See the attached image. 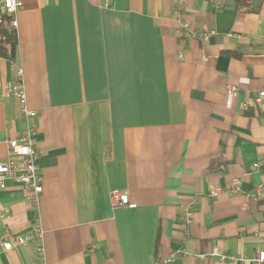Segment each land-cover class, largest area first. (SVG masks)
<instances>
[{
	"label": "crops",
	"instance_id": "1",
	"mask_svg": "<svg viewBox=\"0 0 264 264\" xmlns=\"http://www.w3.org/2000/svg\"><path fill=\"white\" fill-rule=\"evenodd\" d=\"M22 1L17 55L0 57V159L24 128L5 92L21 67L48 264H158L179 248L171 264H253L209 253L264 249V0ZM114 188L131 205L115 208ZM0 204V231L33 225L17 183ZM34 253L0 249V264Z\"/></svg>",
	"mask_w": 264,
	"mask_h": 264
},
{
	"label": "built area",
	"instance_id": "2",
	"mask_svg": "<svg viewBox=\"0 0 264 264\" xmlns=\"http://www.w3.org/2000/svg\"><path fill=\"white\" fill-rule=\"evenodd\" d=\"M22 6V0H0V10L9 16V20L0 18V22L16 30L18 27L16 12ZM183 26L188 27V24L184 23ZM203 37L205 40H209L211 34H205ZM228 91L235 95L237 88L234 85H229ZM5 92L14 95L18 100L24 128L18 137L7 141L8 153L4 158L0 159V189L8 188L9 182L20 185L26 191L28 201L36 211V217L33 225L25 233L14 232L9 228L0 231V249L9 251L17 246L33 244L36 264H48L45 230L40 212V200L44 185L40 165V152L36 148L37 129L31 121L35 111L29 105L23 68H18L16 80L6 86ZM253 102L258 106H264V88L254 96ZM239 183L240 181L236 180V185ZM233 191H238V186H235ZM217 192L218 189L212 191L214 195ZM110 197L115 208L131 205L128 194L120 189H112ZM8 214V210L0 204V217L5 218ZM91 251H94V247L91 248ZM179 254L186 255L187 251L184 248H179L170 256L161 258L158 264H171ZM209 256L222 261L239 259L242 261L250 260L253 264H264V249L259 250L253 258L249 259L245 255L228 254L221 251L218 247H214Z\"/></svg>",
	"mask_w": 264,
	"mask_h": 264
},
{
	"label": "trees",
	"instance_id": "3",
	"mask_svg": "<svg viewBox=\"0 0 264 264\" xmlns=\"http://www.w3.org/2000/svg\"><path fill=\"white\" fill-rule=\"evenodd\" d=\"M0 18L9 20V16L0 10ZM17 31L0 22V57L13 61L18 52Z\"/></svg>",
	"mask_w": 264,
	"mask_h": 264
}]
</instances>
